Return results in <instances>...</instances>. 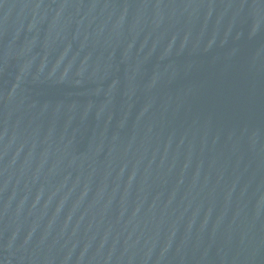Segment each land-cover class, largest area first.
I'll return each instance as SVG.
<instances>
[{"label": "water", "instance_id": "1", "mask_svg": "<svg viewBox=\"0 0 264 264\" xmlns=\"http://www.w3.org/2000/svg\"><path fill=\"white\" fill-rule=\"evenodd\" d=\"M0 264H264V0H0Z\"/></svg>", "mask_w": 264, "mask_h": 264}]
</instances>
